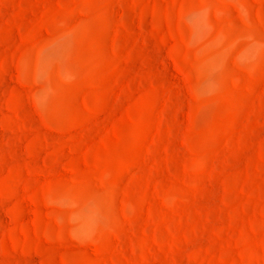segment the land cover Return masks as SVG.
Here are the masks:
<instances>
[{"label": "rangeland", "instance_id": "rangeland-1", "mask_svg": "<svg viewBox=\"0 0 264 264\" xmlns=\"http://www.w3.org/2000/svg\"><path fill=\"white\" fill-rule=\"evenodd\" d=\"M0 264H264V0H0Z\"/></svg>", "mask_w": 264, "mask_h": 264}]
</instances>
